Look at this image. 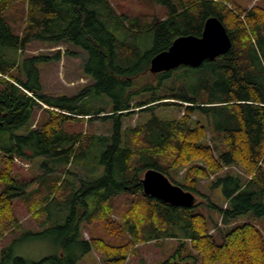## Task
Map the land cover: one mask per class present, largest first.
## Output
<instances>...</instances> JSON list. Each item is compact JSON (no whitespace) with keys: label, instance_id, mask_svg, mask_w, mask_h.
<instances>
[{"label":"trees","instance_id":"obj_1","mask_svg":"<svg viewBox=\"0 0 264 264\" xmlns=\"http://www.w3.org/2000/svg\"><path fill=\"white\" fill-rule=\"evenodd\" d=\"M147 2L165 16L130 18L109 0H0V240L19 231L13 200L21 198L36 225L52 224L49 231L60 237L62 253L34 264H79L90 252L107 264H125L137 245L165 239L179 246L160 264H264V233L256 225L264 223V8L230 0ZM209 17L231 39L226 54L197 68L150 73L154 55L180 36L200 37ZM33 41L83 51L92 84L82 93L105 94L107 106L92 110L81 94H44L37 65L49 57L22 56ZM167 107L182 115H156ZM135 111L148 119L123 129L121 117ZM109 119L108 134L66 130L76 120ZM35 158L44 170L36 177L41 187L30 191L31 183L13 177L14 159ZM70 166L84 171L76 175L78 187L58 175ZM227 167L241 172L221 175ZM149 169L197 194L198 183L214 176L212 189L225 206L208 209L221 226L196 205L174 207L144 195L141 179ZM59 193L58 204L70 212L64 224H54L49 211ZM81 226L91 232L87 240ZM13 262L26 264L19 257Z\"/></svg>","mask_w":264,"mask_h":264},{"label":"rangeland","instance_id":"obj_2","mask_svg":"<svg viewBox=\"0 0 264 264\" xmlns=\"http://www.w3.org/2000/svg\"><path fill=\"white\" fill-rule=\"evenodd\" d=\"M114 9L119 13L127 17H144V15L153 14L158 18L165 16V11L162 7L152 5L147 0H109ZM230 2L249 9L254 5H258L264 8V0H230ZM12 14H15L12 11ZM15 28L20 29V23L14 24ZM17 29V30H18ZM60 45H52L41 41H33L29 44L27 50L22 54L23 58H30L32 56H47L50 60L47 62H41L37 66L40 70V81L42 85V92L47 96L61 97V96H74L81 94L80 100H84L85 104L91 107L92 110L101 109L107 106L108 98L105 94H98L97 92H85L82 93L88 86L92 84V80L84 73L82 65L85 59V53L79 48L66 43L61 42ZM142 48V50H145ZM75 53L71 55L69 53ZM59 53V54H58ZM59 55L57 57L56 55ZM137 100H140L137 98ZM156 115L162 119H174L182 115L176 107L159 108L155 111ZM39 116V112L36 115V119ZM149 115L146 112L139 113L137 111L123 115L122 128L128 129L135 125L141 124L148 119ZM112 121H100L95 120L88 122L87 120L73 121L66 125V130L74 133H81L82 135H104L108 134ZM194 122L192 121V125ZM34 127V125L32 126ZM42 159L35 158L33 161L18 160L15 162V168L13 177L18 180H23L31 183L30 191L39 189L41 185L36 179L41 175L44 170L41 166ZM1 167V159H0ZM67 169L73 172V175L67 173ZM83 170L76 166H70L58 171L59 177L73 183L78 187L79 180L76 175L82 176ZM240 173L241 171L236 167L224 168L221 175L225 173ZM43 174V173H42ZM182 171L176 175V180L181 181ZM214 176L208 180H201L197 187L199 193H192L195 198L197 207L195 211L203 214L210 219L216 221L221 226L220 216L214 210L208 209L211 203L216 204L218 207H224V202L220 197L218 189H212V182ZM48 184L51 183V179H48ZM47 184V185H48ZM46 185V186H47ZM45 195L47 193L43 192ZM61 199V195L56 196V199L49 205V211L51 218L54 219V224H64L67 217L70 215L66 204H58ZM117 201H124V197L117 198ZM14 212L19 220V231L8 233L0 240V264H14L13 258H22L26 264H34L40 262L45 257L59 255L62 253L60 248L59 233L49 231L53 228L52 224H49L46 228H39L35 221L28 215L24 203L21 198L13 200ZM58 218V220H57ZM246 218H241L240 221H244ZM57 221V223H56ZM259 229L264 233V223L256 222ZM48 230V231H47ZM213 228L209 230L213 232ZM82 238L87 240L91 234L89 228L82 227ZM96 234V232H94ZM179 246L177 239H165L158 242H148L139 244L136 246L137 252L133 255H129L125 264H160L166 260L172 252ZM79 264H107L103 258L96 252H90L83 255Z\"/></svg>","mask_w":264,"mask_h":264},{"label":"water","instance_id":"obj_3","mask_svg":"<svg viewBox=\"0 0 264 264\" xmlns=\"http://www.w3.org/2000/svg\"><path fill=\"white\" fill-rule=\"evenodd\" d=\"M231 46V39L223 24L216 17H209L203 24L200 37L186 35L176 38L167 50L151 58L149 71L158 74L180 66L197 68L206 60H213L226 54ZM141 185L144 195L165 204L184 208L194 206L195 198L191 192H186L171 183L156 170L145 171Z\"/></svg>","mask_w":264,"mask_h":264},{"label":"built area","instance_id":"obj_4","mask_svg":"<svg viewBox=\"0 0 264 264\" xmlns=\"http://www.w3.org/2000/svg\"><path fill=\"white\" fill-rule=\"evenodd\" d=\"M1 76V75H0ZM16 161V159H14Z\"/></svg>","mask_w":264,"mask_h":264},{"label":"crops","instance_id":"obj_5","mask_svg":"<svg viewBox=\"0 0 264 264\" xmlns=\"http://www.w3.org/2000/svg\"><path fill=\"white\" fill-rule=\"evenodd\" d=\"M60 45V44H59ZM55 46V45H54ZM57 46V45H56Z\"/></svg>","mask_w":264,"mask_h":264}]
</instances>
